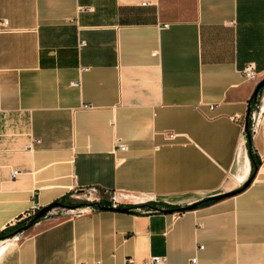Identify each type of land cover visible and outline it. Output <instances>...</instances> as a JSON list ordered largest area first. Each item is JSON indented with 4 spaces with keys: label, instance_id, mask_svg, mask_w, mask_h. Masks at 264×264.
Listing matches in <instances>:
<instances>
[{
    "label": "crops",
    "instance_id": "crops-1",
    "mask_svg": "<svg viewBox=\"0 0 264 264\" xmlns=\"http://www.w3.org/2000/svg\"><path fill=\"white\" fill-rule=\"evenodd\" d=\"M0 18V233L84 191L180 208L251 177L264 0H0ZM260 94L244 191L181 212L48 214L0 240V264H264Z\"/></svg>",
    "mask_w": 264,
    "mask_h": 264
},
{
    "label": "water",
    "instance_id": "water-1",
    "mask_svg": "<svg viewBox=\"0 0 264 264\" xmlns=\"http://www.w3.org/2000/svg\"><path fill=\"white\" fill-rule=\"evenodd\" d=\"M264 88V78L259 80L257 83H256V86H255V89L253 91V94H252V97L255 99L257 98L259 92ZM249 115H250V111L247 110L246 111V114H245V122H244V127H243V131H244V134L247 136L248 134V131H249ZM252 179V176L249 177L245 182H243V186L238 189V190H233V191H229L228 193H224V194H218V195H212L211 197H208L206 200H220V199H224V198H228L230 196H234L236 195L237 193L243 191L249 184H250V181ZM199 204V202H196V203H193L191 205H187L185 207H180V208H177L176 210H171V212H181V211H187V210H193L196 208V206ZM100 209H103V210H109V211H113V212H133L134 210L129 207V206H122V207H111V206H107V205H102V206H99ZM56 208H61V209H65L67 211L69 210H76V209H79L80 206H77V205H65V204H62L60 201H54L53 203L49 204L48 206H45V207H42L40 208L37 213H35L31 218H29L27 221L26 224L22 225L20 228H18L17 230H15L13 233H12V236H15V235H18V234H22V232H25L27 231L28 229H30L31 227H33L36 223H38V220L40 218H43L45 217L46 215H48L51 211H53V209H56Z\"/></svg>",
    "mask_w": 264,
    "mask_h": 264
},
{
    "label": "trees",
    "instance_id": "trees-1",
    "mask_svg": "<svg viewBox=\"0 0 264 264\" xmlns=\"http://www.w3.org/2000/svg\"><path fill=\"white\" fill-rule=\"evenodd\" d=\"M263 90V89H262ZM262 90L259 92V94L262 92ZM258 94V95H259ZM257 101H258V96L257 98H253L251 97L248 101L249 103V111L252 112L254 110V108L257 106ZM249 119V118H248ZM250 125H251V119H249V131H248V134L246 136L247 138V145L249 147V151H250V161H251V167H252V172H251V176L252 174L257 170L258 168V165H259V162L258 161H255L254 159V155H253V151L251 149V133H250ZM250 185V184H249ZM248 185V186H249ZM247 186V187H248ZM246 187V188H247ZM244 191V190H243ZM242 192V191H241ZM68 197H65L63 199L60 200V202L62 204H67L68 203ZM215 201V200H202L199 202V204L196 206V207H199V206H204V205H209V204H212V202ZM102 205H105V203H94L92 206L94 209H97L99 210L100 207L99 206H102ZM141 207H144V208H147L149 211L153 212V211H157V212H171V210H176L177 207L176 206H172V205H169V204H161V203H153V202H149L148 204L146 205H142ZM133 209V207H131ZM147 211V212H149ZM175 212V211H174ZM41 219V218H40ZM28 219H24L22 220L21 223H18L16 225H14L13 227H10V228H6V230H4L2 233H0V240H3V239H6V237H10L12 236V233L17 230L18 228H20L23 224L27 223Z\"/></svg>",
    "mask_w": 264,
    "mask_h": 264
},
{
    "label": "built area",
    "instance_id": "built-area-1",
    "mask_svg": "<svg viewBox=\"0 0 264 264\" xmlns=\"http://www.w3.org/2000/svg\"><path fill=\"white\" fill-rule=\"evenodd\" d=\"M8 26V21L5 19H1L0 18V28H6ZM165 27H167L166 25H163ZM82 44V43H81ZM241 73L244 77L245 80L248 81H255L258 75V72L256 71L255 65L252 63H249L247 65H245L241 70ZM216 107V104H210L209 105V109L213 110ZM232 120H234L233 117H231ZM167 137L169 138H173V134L169 133L167 135ZM126 150V146L123 143H117L115 148L113 149V154H115V152L117 151H125ZM122 195L118 194V195H111L109 197V206L116 208L118 207H122V206H127V204L123 201L122 199ZM124 198V197H123ZM40 209V207L34 206L30 212H28L24 219H29L31 218L35 213H37V211ZM198 249H202V246H198ZM145 264H165V258L164 257H150V259L145 263ZM189 264H197V259L195 257H193L192 259H190Z\"/></svg>",
    "mask_w": 264,
    "mask_h": 264
},
{
    "label": "rangeland",
    "instance_id": "rangeland-1",
    "mask_svg": "<svg viewBox=\"0 0 264 264\" xmlns=\"http://www.w3.org/2000/svg\"><path fill=\"white\" fill-rule=\"evenodd\" d=\"M264 77L260 78L259 80L263 79ZM258 80V81H259ZM264 93V88L260 94V96ZM259 96V97H260ZM257 103L259 104V99L257 101ZM107 200V196H103L101 195L100 198L96 199V196L89 192V191H84V192H81V193H78V194H75V196L73 198H69L68 200V203L65 204V205H77V206H80L79 209H76V210H69L70 212H74V211H85V209H88V208H93V204L94 203H103L104 201L106 202ZM149 202H153V203H161V204H164L162 203L161 201H148ZM148 203H142V204H138V205H133V206H129V207H133V210L135 212H147L149 211L147 208H144V207H141L142 205H146ZM69 211L67 212V210L65 209H61V208H56V209H53V211H51L49 214H52V215H49L50 217H53V216H58V217H62V216H65L66 213H69ZM26 224V223H25ZM24 225V224H23ZM7 238V237H6Z\"/></svg>",
    "mask_w": 264,
    "mask_h": 264
}]
</instances>
